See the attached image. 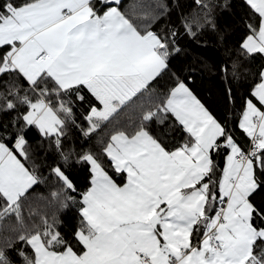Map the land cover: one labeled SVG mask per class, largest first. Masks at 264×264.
Masks as SVG:
<instances>
[{"label": "snow or ice", "instance_id": "1", "mask_svg": "<svg viewBox=\"0 0 264 264\" xmlns=\"http://www.w3.org/2000/svg\"><path fill=\"white\" fill-rule=\"evenodd\" d=\"M0 264H264V0H0Z\"/></svg>", "mask_w": 264, "mask_h": 264}, {"label": "trees", "instance_id": "2", "mask_svg": "<svg viewBox=\"0 0 264 264\" xmlns=\"http://www.w3.org/2000/svg\"><path fill=\"white\" fill-rule=\"evenodd\" d=\"M132 0H124L128 5ZM221 52H218L213 45L207 48L192 45L186 56L176 62L182 75L191 72L192 81L190 87L193 92L211 108H217L219 98L223 90V82L213 65L221 59ZM42 191V189H37Z\"/></svg>", "mask_w": 264, "mask_h": 264}]
</instances>
